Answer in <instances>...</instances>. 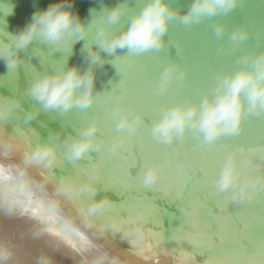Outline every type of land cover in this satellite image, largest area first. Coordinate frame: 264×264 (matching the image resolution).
Returning <instances> with one entry per match:
<instances>
[{
	"label": "water",
	"instance_id": "1",
	"mask_svg": "<svg viewBox=\"0 0 264 264\" xmlns=\"http://www.w3.org/2000/svg\"><path fill=\"white\" fill-rule=\"evenodd\" d=\"M10 2L14 5V12L5 16L0 11V29L5 28L6 22L7 30L16 32L30 21L37 9L46 8L54 0ZM70 2L81 18L88 19L90 9L99 10L104 5L112 7L118 0ZM192 2L171 0V7L183 15ZM144 3L145 0H129V16L119 27H125L130 16ZM217 25L226 28L222 38L213 31ZM240 26L250 35L247 41L236 47L229 41V35ZM163 39L166 47L159 51L126 55L127 50L120 49L113 56L102 54L103 64L93 66L96 102L85 110L73 109L68 113L45 111L25 93L38 74L49 72L65 61L67 66L80 64L87 68L86 53L81 51L83 41L71 51L56 50L35 41L20 53L23 62L16 69L9 70L5 61L0 60V94H9L11 90L24 97L22 110L16 118L0 125L4 129L0 147L10 137L12 143L21 148L16 155H23L31 145L53 136L60 146L57 166L51 171L43 167L32 169L38 180L45 175L50 177L47 183L51 187L46 183L51 189L47 192L49 195L60 177H76L77 169H87L89 175L96 176L99 186L105 190L101 188L94 198L109 197L118 202L128 216L105 212L96 224L90 225L78 215L77 203L65 200L64 207L87 224V227L81 224L80 227L75 222L80 232L86 235L77 232L69 236L76 243L83 242V247L101 246L102 250L119 256L121 264H264V191L254 199L241 201L233 199L231 193L219 192L215 185L220 167L233 148L247 150L264 146V113L248 115L239 135L222 136L210 145L203 143L192 130L171 144L162 143L151 134L153 121L159 118L165 107L201 100L214 91L221 75L240 66L238 60L244 55L264 52V0H240L239 6L228 16L220 15L198 24L185 25L177 18ZM169 61H177L186 75L182 80H176L166 93L157 94L160 73ZM121 73L124 82L130 83L133 94L140 92L147 100V103L140 98L122 100L144 115V124L131 135L117 130L112 115L115 97L121 95ZM110 97L114 102H107ZM26 112L34 113L35 118L27 121ZM93 120L100 126L97 141L103 143L80 160H68L64 154L67 140ZM119 137L125 138V143L114 152L111 143ZM142 156L162 166L160 179L147 186L142 179ZM13 159L16 162L21 160ZM246 159L247 153H241V160ZM135 161L136 165L129 168ZM246 171L264 173V152L255 154ZM77 178L83 180L86 177ZM42 196L38 192L35 200L29 199L24 215L36 220L37 215L45 214L40 206ZM114 216L122 223L104 230L105 222ZM88 227L99 231L104 240L86 233ZM115 248L125 252L118 253Z\"/></svg>",
	"mask_w": 264,
	"mask_h": 264
},
{
	"label": "clouds",
	"instance_id": "2",
	"mask_svg": "<svg viewBox=\"0 0 264 264\" xmlns=\"http://www.w3.org/2000/svg\"><path fill=\"white\" fill-rule=\"evenodd\" d=\"M239 3L240 0H193L188 11L179 15V10L171 7V0H145L143 7L130 16L127 25L119 27L122 20L129 16V0H118L114 6L104 5L99 10L92 8L88 19L81 18L70 0H54L46 8L37 9L30 21L16 32L8 31L5 22V28L0 29V60L5 61L9 70L16 69L23 62L20 53L35 41L67 51L83 41L81 51L86 53L87 68L80 64L67 66L65 61L49 72L38 74L29 84L25 95L45 111L68 113L73 109L85 110L97 99L93 66L103 64L102 54L113 56L120 49H126V55L159 51L166 47L163 38L177 18L185 25L198 24L220 15L228 16ZM0 11L5 16L12 15L14 5L10 0H0ZM213 31L218 38H222L226 28L217 25ZM249 35L243 27H236L231 31L229 41L238 47L248 40ZM238 63L240 66L221 75L214 91L201 100L178 102L165 107L151 125L153 138L171 144L192 130L203 143L210 145L222 136L239 135L248 115L264 113V52L248 53ZM185 75L177 61H169L160 73L157 94L166 93L176 80H182ZM115 98L112 115L117 130L134 134L144 124L143 113ZM23 99V96L11 90L9 94H0V125L16 118L22 110ZM34 118V113H25L27 121ZM99 127V123L93 120L76 136L70 137L66 142L65 157L77 161L88 156L90 150H97L103 143L97 141ZM3 133L4 129L0 128V136ZM124 143L123 137L114 139L111 150H119ZM245 152L247 159L242 161L241 153ZM257 152H264V146L247 150L237 147L227 154L215 180L219 192L231 193L233 199L247 201L264 191V173L246 171ZM14 156L9 137L0 147V212L8 216L24 214L29 199L35 200L37 193H42L40 206L45 214L39 218L42 226L34 233L35 236L47 233L63 238L79 232L74 217L62 212L65 200L75 201L79 198L77 213L90 225L96 224L97 219L115 203L107 196L94 198L103 188L94 175H88L83 180L64 175L57 181L54 191L47 194L46 183L50 177L45 175L38 180L32 174V169L43 167L51 171L57 166L60 146L51 135L31 145L19 162L13 159ZM161 172V164L147 161L142 169L143 183L147 186L157 182ZM121 223L119 217H111L105 222L104 230ZM50 224H55V227H49ZM92 249L95 255L90 259L85 257L84 264H121L119 256L102 250L99 245L91 244L88 249L76 251L82 253ZM14 255V248L0 241V264H8ZM39 264H51V261L41 257Z\"/></svg>",
	"mask_w": 264,
	"mask_h": 264
},
{
	"label": "bare ground",
	"instance_id": "3",
	"mask_svg": "<svg viewBox=\"0 0 264 264\" xmlns=\"http://www.w3.org/2000/svg\"><path fill=\"white\" fill-rule=\"evenodd\" d=\"M13 148L15 152L14 157L19 160L22 157V154H16H18V152L20 153L21 148L14 144ZM32 174L35 176L36 173L32 171ZM47 185L50 186V184L48 183ZM46 190L47 192L51 191V189L48 187H46ZM62 210L63 214L73 216L75 222L79 226L81 224L87 227V224L85 222H82V218L80 219L73 215V213L65 208L64 205ZM43 215L44 214L37 215L36 220H34L33 218H30L29 215L22 214L21 216V214H17L8 216L3 212H0V241L9 243L15 251L14 257L8 262V264H39L41 257L48 258L51 261V264H84L85 257L90 259L93 255H95L94 249L78 253L76 251L77 249H88L89 246L83 247V242L82 244L80 243V241L76 243V241L71 239L69 235L63 238L49 235L47 233L35 236L34 233H37L42 226L39 222V218ZM16 225H19V231H15ZM53 226L55 227V224L49 225V227ZM86 232L94 236L95 239L104 240L97 230L89 229L88 227V230H86ZM79 233L82 234V232L80 231ZM35 243L37 247L39 246L38 248H35L36 246L30 247ZM24 246H27V248H24ZM40 246L45 248H41ZM115 249L118 253L125 252L121 249ZM122 258H124L123 255ZM132 261H134V259H132Z\"/></svg>",
	"mask_w": 264,
	"mask_h": 264
},
{
	"label": "snow or ice",
	"instance_id": "4",
	"mask_svg": "<svg viewBox=\"0 0 264 264\" xmlns=\"http://www.w3.org/2000/svg\"><path fill=\"white\" fill-rule=\"evenodd\" d=\"M122 74V79L120 81V83H122V88H121V95L120 96H117V98H119L120 100H131L133 98H140V99H144L143 97V94L140 93V92H137L135 93V95L133 94L132 90H131V87H130V83L129 82H124V74ZM119 83V84H120ZM115 101H116V98H115ZM108 103H112L114 102L113 99H109L107 101ZM144 102L147 103V100L144 99ZM145 116H148V117H151L150 114H146ZM101 134H103V129H101ZM142 159V162H143V166L144 164L148 161V157L147 156H142L141 157ZM136 165V161L134 162V165L130 166L129 168L133 167ZM247 168V167H246ZM129 172V169L127 170ZM90 173L87 169H77L76 170V177H86L88 176ZM89 198H90V194H89ZM75 202L77 203V205H79L80 203V199L77 198L75 200ZM112 212H119L120 214L124 215V216H128V212L125 210V209H121L119 206H118V202H115L114 205L107 210V213H112Z\"/></svg>",
	"mask_w": 264,
	"mask_h": 264
},
{
	"label": "rangeland",
	"instance_id": "5",
	"mask_svg": "<svg viewBox=\"0 0 264 264\" xmlns=\"http://www.w3.org/2000/svg\"><path fill=\"white\" fill-rule=\"evenodd\" d=\"M19 217H20V216H19ZM18 226H19V225H16L15 231H19V227H18ZM17 227H18V229H17ZM79 231H80V230H79ZM86 233H87V232H86ZM18 234H19V233H18ZM82 234H83V233H82ZM31 243H32V242H31ZM32 244H33V243H32ZM32 244H31V245H32ZM33 246H34V247L36 246L35 248H38V247H39V246L37 247L36 243H35L34 245L30 246V247H33ZM40 247H41V246H40ZM24 248H27V246H24ZM41 248H45V247H41ZM55 248H56V247H55Z\"/></svg>",
	"mask_w": 264,
	"mask_h": 264
}]
</instances>
